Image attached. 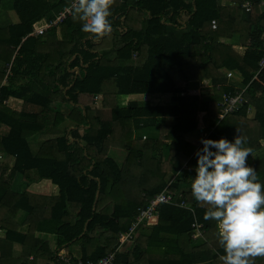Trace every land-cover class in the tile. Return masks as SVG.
Instances as JSON below:
<instances>
[{
  "label": "trees",
  "instance_id": "16d2710c",
  "mask_svg": "<svg viewBox=\"0 0 264 264\" xmlns=\"http://www.w3.org/2000/svg\"><path fill=\"white\" fill-rule=\"evenodd\" d=\"M74 1L13 0L20 23L0 27V152L16 157L7 179L0 164V264H66L59 257L64 248L74 260L93 261L118 249L114 264H195L209 256L223 263L216 222L204 219L209 206L194 200L181 174L184 167L195 169L202 147L185 134L214 128L209 138L232 141L238 126L251 124L257 131L244 138L251 149L247 163L259 168L264 183L262 0H252L250 11L241 0H234L236 6L224 4L231 0H113L111 31L104 36L84 32L74 12L60 27L33 34ZM182 14L189 16L185 22ZM235 72L248 85V105L221 120V95L204 98L189 82L235 92L225 84ZM165 93L173 94L174 105L129 100ZM11 98L24 108L4 103ZM98 98L101 106L94 107ZM249 103L257 110L253 120L247 118ZM67 119L75 128H62ZM113 147L128 152L123 164L110 157ZM17 178L28 185L51 180L59 193L16 189ZM166 188L182 193L195 212L164 204L135 240L121 245L120 233L138 209ZM19 211L27 213V234L19 232ZM195 221L205 226V243L192 238ZM16 244L22 246L19 257ZM262 257L250 264H264Z\"/></svg>",
  "mask_w": 264,
  "mask_h": 264
},
{
  "label": "clouds",
  "instance_id": "9594fccd",
  "mask_svg": "<svg viewBox=\"0 0 264 264\" xmlns=\"http://www.w3.org/2000/svg\"><path fill=\"white\" fill-rule=\"evenodd\" d=\"M112 3L77 0L74 14L83 21L82 30L93 37L109 33ZM237 131L232 141L201 138L191 182L194 200L209 206L204 219L216 222L223 264H250V258L264 256V183L248 165L251 149Z\"/></svg>",
  "mask_w": 264,
  "mask_h": 264
},
{
  "label": "crops",
  "instance_id": "0c3cea01",
  "mask_svg": "<svg viewBox=\"0 0 264 264\" xmlns=\"http://www.w3.org/2000/svg\"><path fill=\"white\" fill-rule=\"evenodd\" d=\"M7 1L8 0H2V5L0 7V27L20 23V17L18 15V13L12 7L13 0H10V2H7ZM224 4L229 5V6H236L237 5V3H235L234 0L224 1ZM188 17L189 16L187 14H182L181 21L185 22L188 19ZM236 39H238V37H236ZM235 44H236V46H238L240 43H238V40H237V42H235ZM1 66H3L2 62H0V67ZM224 72H225V70H224ZM226 76H227V74H226ZM207 84H208L207 82H202V81H198V80L190 81L189 82V89L193 90V91H198L200 93V95L203 96L204 98H213V97H215V95H218V96L221 95V97L223 98V96L225 94L232 92V91H224L223 87H222L223 84H218V85H213V84L207 85ZM225 84L229 87L234 88L235 91L241 90L242 88L246 89V86H248V85H244L239 79H236V72H235L234 77L229 76L228 81L225 82ZM247 89H248V87H247ZM134 99L148 100L153 105H158V106H169V105L175 104V102L173 100V94H170V93L154 94V95H132L129 97V100H134ZM159 100L160 101L162 100L163 102L160 103ZM16 101L18 102V101H22V100H16ZM97 102H98V100L96 101V103ZM18 103H20V102H18ZM54 106L61 107L62 105L54 104ZM99 106H96V104L94 105V107H99ZM22 108H24L23 101H22V103H20L19 108L17 110H21ZM256 114H257L256 108L249 103V106L247 108V118L253 120L256 117ZM66 127H69L70 129L75 128V122L70 120V119H67L66 122L62 125L63 129H65ZM258 129H259V133H262V130H260L259 127H258ZM213 130H214V128L209 129L207 127H199L195 131H192V132L185 134V139L187 141L191 142L193 145L200 147L202 145L201 144V138H209V136L213 133ZM237 130H239L241 137H243L245 139H246V137H249V136H250L249 138H254V136L256 137L255 131H257V129H255L251 124L248 126L245 124L238 126ZM236 132L238 133V131H236ZM142 133L144 134L143 138L145 139L147 136L146 130H143ZM40 147H41V145L39 142L34 143V145L32 144L33 153L34 154L39 153ZM166 151L168 152V150L164 149L163 152L166 153ZM258 154L260 155L261 153H258ZM262 154H263V152H262ZM0 155L3 156V158L0 159V164H2L5 167L7 177H9L10 173L12 171V168L15 165L16 157L5 155V153H3V152H0ZM109 155H110V157L115 159V161H117L119 164H123L124 161L126 160L127 156H128V152L122 148L113 147L110 149ZM253 168L255 170L259 169L258 167H256V165H254ZM194 173H195V170L192 168H189V167H184L182 169V172H181V174L186 175V177L188 178L187 181L190 183L192 182V177H193ZM17 179L14 181L15 182L14 187L16 189H19V188L24 189L26 187L29 192H34V193H38V194H45V195H58V193H59L58 186L53 184L51 182V180L44 179L42 181L28 185V184L23 183L22 179H20V178L18 180ZM26 216H27V213L25 211H19V213L16 216V221H18L19 223L22 224V226L19 229V232L21 234H27L29 231V225L23 224V221L25 220ZM0 236L2 238L5 237V232H3ZM201 240H204L203 241L204 243L206 242L205 237L202 239H199L195 242H198V241L200 242ZM69 250H70V248L62 249V251L64 253H67ZM21 251H22L21 244H16L14 247L15 256L19 257ZM79 252L80 251L77 250V254L80 255ZM262 258H264V257H262ZM256 260H257L255 262L256 264L261 263V262H259L260 259H256ZM42 263H44V262L42 261ZM195 264H223V263L221 262V257H219L218 259L215 260L214 257L209 256L208 258L203 259L200 262H197Z\"/></svg>",
  "mask_w": 264,
  "mask_h": 264
},
{
  "label": "built area",
  "instance_id": "2783aa9c",
  "mask_svg": "<svg viewBox=\"0 0 264 264\" xmlns=\"http://www.w3.org/2000/svg\"><path fill=\"white\" fill-rule=\"evenodd\" d=\"M241 6L247 8L248 11L251 10L254 2L252 0H241ZM262 6L264 7V0L261 2ZM77 6V0L72 2L71 5L64 7L61 11L57 13V15L50 19L49 22L35 30L33 32L34 35H43L45 34L50 28L53 27H60L63 22H65L70 16L73 15L74 7ZM213 27L217 28V21L213 20ZM261 68H264V56L260 62ZM11 65L7 66V75H11ZM7 82V79H6ZM245 88H242L241 90H236L235 92H231L228 94H225L223 96V100L220 102V113H219V119H223L225 116L236 113L241 111L245 106L248 105V100L245 96L246 90ZM17 99L11 98L8 100H5L4 103L8 106L16 109V102ZM2 102V95L0 92V103ZM18 109V108H17ZM3 156L0 155V159H2ZM183 197V194H177L170 190L169 188H166L163 190L160 194L156 195L148 205L142 206L138 209V214L135 217L134 221L132 222L130 228L120 233V244L123 245L129 240H135L140 232V229L151 219L158 216L160 214V209L162 205H173V206H179L181 208L185 209H192V212H195L193 208H191L188 203H186L181 198ZM181 200V201H180ZM192 227L195 229V232L193 233L192 238L194 241H197L199 239L204 238L206 229L204 224L198 223L195 221L192 225ZM4 232L3 227L0 225V235ZM118 249L115 251L110 252L105 257L101 258L98 261L93 260H83V259H75L72 258L68 252L64 253L62 250L59 253V257L62 261H64L66 264H114L116 260Z\"/></svg>",
  "mask_w": 264,
  "mask_h": 264
},
{
  "label": "rangeland",
  "instance_id": "374dc122",
  "mask_svg": "<svg viewBox=\"0 0 264 264\" xmlns=\"http://www.w3.org/2000/svg\"><path fill=\"white\" fill-rule=\"evenodd\" d=\"M7 2H10V0H8ZM142 98H143V97H142ZM101 100H102V99L98 98V102L96 103V106H99V105L101 106ZM159 101H160V100H159ZM16 102H17V101H16ZM16 102H14V103H16ZM18 102L22 103V101H18ZM18 102H17L16 105H15V106H16V109L19 108V105H20V103H18ZM161 102H163V101L161 100L160 103H161ZM166 153H167V151H166ZM5 177H6V179H7V174H5ZM51 237L54 238L53 240H54V242H55V237H54V236H51ZM71 249H72V248H71ZM73 250H74V249H73ZM74 251H77V250H74Z\"/></svg>",
  "mask_w": 264,
  "mask_h": 264
},
{
  "label": "water",
  "instance_id": "95a60500",
  "mask_svg": "<svg viewBox=\"0 0 264 264\" xmlns=\"http://www.w3.org/2000/svg\"><path fill=\"white\" fill-rule=\"evenodd\" d=\"M262 25H263V27H264V21L262 22Z\"/></svg>",
  "mask_w": 264,
  "mask_h": 264
}]
</instances>
